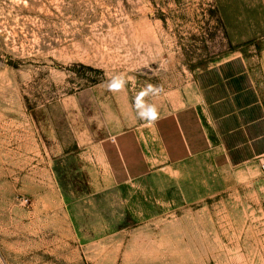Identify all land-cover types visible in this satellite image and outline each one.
I'll return each mask as SVG.
<instances>
[{
  "label": "rangeland",
  "instance_id": "374dc122",
  "mask_svg": "<svg viewBox=\"0 0 264 264\" xmlns=\"http://www.w3.org/2000/svg\"><path fill=\"white\" fill-rule=\"evenodd\" d=\"M241 2L0 0V264H264L258 161L110 185L92 147L130 107L196 98L222 60L260 86Z\"/></svg>",
  "mask_w": 264,
  "mask_h": 264
},
{
  "label": "crops",
  "instance_id": "0c3cea01",
  "mask_svg": "<svg viewBox=\"0 0 264 264\" xmlns=\"http://www.w3.org/2000/svg\"><path fill=\"white\" fill-rule=\"evenodd\" d=\"M241 4L246 31L264 37V0ZM248 65L225 59L207 66L191 100L153 99L128 108L92 146L106 181L121 185L197 156L219 167L258 161L264 155V45L258 49L260 86ZM153 109L155 120L145 115Z\"/></svg>",
  "mask_w": 264,
  "mask_h": 264
},
{
  "label": "clouds",
  "instance_id": "9594fccd",
  "mask_svg": "<svg viewBox=\"0 0 264 264\" xmlns=\"http://www.w3.org/2000/svg\"><path fill=\"white\" fill-rule=\"evenodd\" d=\"M122 83H123V80H121V84ZM119 86L120 85L113 83V84L110 85V89H114V88H117ZM149 88L151 89L152 86H149ZM145 115H150L151 116V120H155L158 117V113H157L156 109H153L150 113H145Z\"/></svg>",
  "mask_w": 264,
  "mask_h": 264
},
{
  "label": "built area",
  "instance_id": "2783aa9c",
  "mask_svg": "<svg viewBox=\"0 0 264 264\" xmlns=\"http://www.w3.org/2000/svg\"><path fill=\"white\" fill-rule=\"evenodd\" d=\"M258 162H259L260 170H261L262 172H264V155H261V156L258 158Z\"/></svg>",
  "mask_w": 264,
  "mask_h": 264
},
{
  "label": "trees",
  "instance_id": "16d2710c",
  "mask_svg": "<svg viewBox=\"0 0 264 264\" xmlns=\"http://www.w3.org/2000/svg\"><path fill=\"white\" fill-rule=\"evenodd\" d=\"M77 66H78V67H83L84 65L80 63V64H78ZM77 66H76V67H77Z\"/></svg>",
  "mask_w": 264,
  "mask_h": 264
}]
</instances>
